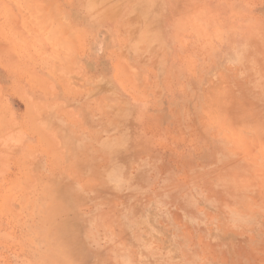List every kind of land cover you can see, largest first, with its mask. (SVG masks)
Wrapping results in <instances>:
<instances>
[{
  "label": "rangeland",
  "instance_id": "374dc122",
  "mask_svg": "<svg viewBox=\"0 0 264 264\" xmlns=\"http://www.w3.org/2000/svg\"><path fill=\"white\" fill-rule=\"evenodd\" d=\"M0 264H264V0H0Z\"/></svg>",
  "mask_w": 264,
  "mask_h": 264
}]
</instances>
